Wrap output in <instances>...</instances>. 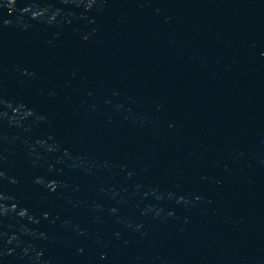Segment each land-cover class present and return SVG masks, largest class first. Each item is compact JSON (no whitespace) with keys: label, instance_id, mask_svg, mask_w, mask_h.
Wrapping results in <instances>:
<instances>
[{"label":"water","instance_id":"water-1","mask_svg":"<svg viewBox=\"0 0 264 264\" xmlns=\"http://www.w3.org/2000/svg\"><path fill=\"white\" fill-rule=\"evenodd\" d=\"M264 111V0H0V194Z\"/></svg>","mask_w":264,"mask_h":264}]
</instances>
